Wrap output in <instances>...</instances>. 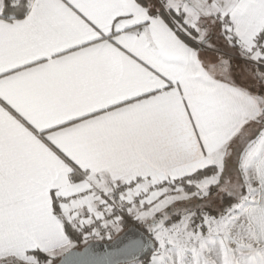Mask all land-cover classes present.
<instances>
[{
	"label": "snow or ice",
	"instance_id": "obj_1",
	"mask_svg": "<svg viewBox=\"0 0 264 264\" xmlns=\"http://www.w3.org/2000/svg\"><path fill=\"white\" fill-rule=\"evenodd\" d=\"M0 264H264V0H0Z\"/></svg>",
	"mask_w": 264,
	"mask_h": 264
},
{
	"label": "water",
	"instance_id": "obj_2",
	"mask_svg": "<svg viewBox=\"0 0 264 264\" xmlns=\"http://www.w3.org/2000/svg\"><path fill=\"white\" fill-rule=\"evenodd\" d=\"M94 243H101V244H103L104 242H94Z\"/></svg>",
	"mask_w": 264,
	"mask_h": 264
}]
</instances>
